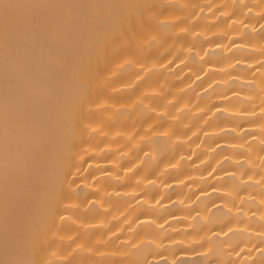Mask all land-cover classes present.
Listing matches in <instances>:
<instances>
[{
	"label": "bare ground",
	"instance_id": "bare-ground-1",
	"mask_svg": "<svg viewBox=\"0 0 264 264\" xmlns=\"http://www.w3.org/2000/svg\"><path fill=\"white\" fill-rule=\"evenodd\" d=\"M0 264H264V0H0Z\"/></svg>",
	"mask_w": 264,
	"mask_h": 264
}]
</instances>
